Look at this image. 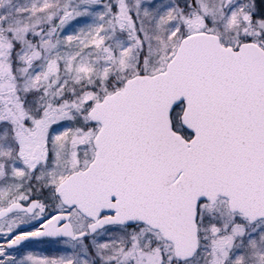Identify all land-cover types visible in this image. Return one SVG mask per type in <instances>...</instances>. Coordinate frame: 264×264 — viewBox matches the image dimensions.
Returning a JSON list of instances; mask_svg holds the SVG:
<instances>
[{
  "label": "rangeland",
  "instance_id": "374dc122",
  "mask_svg": "<svg viewBox=\"0 0 264 264\" xmlns=\"http://www.w3.org/2000/svg\"><path fill=\"white\" fill-rule=\"evenodd\" d=\"M190 31L264 48V0H0V209L30 195L55 200V186L94 157L93 104L130 77L164 70ZM182 110L172 115L178 131ZM68 212L76 232L87 229L88 218ZM197 222L200 246L185 261L140 224L0 246V264H264V219L249 223L219 198L201 202ZM24 223L41 224L20 211L0 220V230Z\"/></svg>",
  "mask_w": 264,
  "mask_h": 264
},
{
  "label": "water",
  "instance_id": "95a60500",
  "mask_svg": "<svg viewBox=\"0 0 264 264\" xmlns=\"http://www.w3.org/2000/svg\"><path fill=\"white\" fill-rule=\"evenodd\" d=\"M179 104L190 139L173 127ZM88 115L100 124L94 159L55 189L66 207L92 220L88 230L75 232L71 215L59 213L8 248L144 223L185 261L200 246L201 201L214 204L224 197L229 210L250 223L264 218V48L257 43L233 48L215 33L190 34L164 70L128 78L122 89L96 101ZM36 208L37 200L13 202L0 209V219L24 210L33 214Z\"/></svg>",
  "mask_w": 264,
  "mask_h": 264
},
{
  "label": "flooded vegetation",
  "instance_id": "af4514ba",
  "mask_svg": "<svg viewBox=\"0 0 264 264\" xmlns=\"http://www.w3.org/2000/svg\"><path fill=\"white\" fill-rule=\"evenodd\" d=\"M183 136L186 139H190L192 137L191 134L186 133V132H183ZM54 196H55L54 199L56 201L55 200L52 201V200H48V199L44 200L40 196L30 195V199L28 200V202H26V203L22 202L24 205H28L31 201L37 200V208L32 215L37 214V222L41 223L40 227L29 229L32 225L24 223L23 227L20 228L19 230L18 229L14 230V231L0 230V246L1 247H7L8 243L12 242L15 238H17L19 236L28 235V234H31L34 232L41 231L44 223L49 221L50 219H52L54 216H56L59 213H69L68 210H70V208H67L65 211L54 210V207L56 208L55 205L59 202V199L55 193V189H54ZM24 211H21V212H24ZM41 211H43V212H41ZM25 212H27V211H25ZM39 218H42L41 222L38 221Z\"/></svg>",
  "mask_w": 264,
  "mask_h": 264
},
{
  "label": "trees",
  "instance_id": "16d2710c",
  "mask_svg": "<svg viewBox=\"0 0 264 264\" xmlns=\"http://www.w3.org/2000/svg\"><path fill=\"white\" fill-rule=\"evenodd\" d=\"M202 31H204V30H202ZM192 33H194L193 31H190V32H188V33H186V35L185 36H187V35H190V34H192ZM184 36V37H185ZM94 84H100V82H99V80H97V79H95L94 81H92ZM90 84V83H89ZM71 85H72V87L73 88H76L74 85V83L72 82L71 83ZM72 87H71V89H72ZM88 86H87V82L84 84V83H82L79 87H77L76 89H83V88H87ZM80 90V91H81ZM106 94V93H105ZM181 107H182V105H178L176 108H175V110H174V112L173 113H176L178 110H180L181 109ZM173 123H174V127H175V129L177 128L176 127V122L175 121H173ZM182 132H184V130H182ZM140 225V224H139ZM85 239H87V238H85Z\"/></svg>",
  "mask_w": 264,
  "mask_h": 264
}]
</instances>
